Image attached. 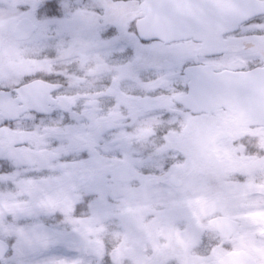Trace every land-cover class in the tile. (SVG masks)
<instances>
[{
	"label": "clouds",
	"instance_id": "1",
	"mask_svg": "<svg viewBox=\"0 0 264 264\" xmlns=\"http://www.w3.org/2000/svg\"><path fill=\"white\" fill-rule=\"evenodd\" d=\"M0 264H264V0H0Z\"/></svg>",
	"mask_w": 264,
	"mask_h": 264
}]
</instances>
